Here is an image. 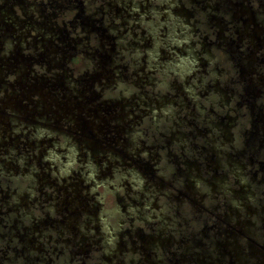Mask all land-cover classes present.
<instances>
[{
  "label": "flooded vegetation",
  "instance_id": "1",
  "mask_svg": "<svg viewBox=\"0 0 264 264\" xmlns=\"http://www.w3.org/2000/svg\"><path fill=\"white\" fill-rule=\"evenodd\" d=\"M0 264H264V0H0Z\"/></svg>",
  "mask_w": 264,
  "mask_h": 264
}]
</instances>
